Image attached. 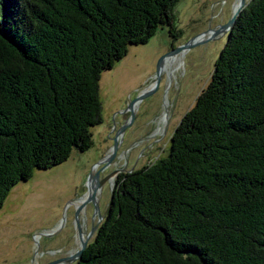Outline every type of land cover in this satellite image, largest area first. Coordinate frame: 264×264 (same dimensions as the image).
<instances>
[{"label":"trees","instance_id":"1","mask_svg":"<svg viewBox=\"0 0 264 264\" xmlns=\"http://www.w3.org/2000/svg\"><path fill=\"white\" fill-rule=\"evenodd\" d=\"M181 0H0V210L93 146L100 82ZM75 264H264V0H249L166 156L118 175Z\"/></svg>","mask_w":264,"mask_h":264},{"label":"rangeland","instance_id":"2","mask_svg":"<svg viewBox=\"0 0 264 264\" xmlns=\"http://www.w3.org/2000/svg\"><path fill=\"white\" fill-rule=\"evenodd\" d=\"M238 1H179L174 12L181 33L176 39L168 26H161L147 43L131 45L114 68L103 72V122L93 127V146L87 151L75 150L67 161L52 168L37 169L33 177L11 190L0 210V264H49L71 256L79 249L82 235L86 238L98 222L95 203L102 214L107 211L118 177L114 171L141 168L167 155L176 126L211 79L228 32H212L191 42L177 53L182 58L169 69L164 68V61L157 74L159 60L195 36L226 23ZM125 123L123 135L117 134ZM117 141L115 160L105 168ZM93 182L96 193L93 199L80 201L78 213L76 201L71 202L86 196Z\"/></svg>","mask_w":264,"mask_h":264},{"label":"water","instance_id":"3","mask_svg":"<svg viewBox=\"0 0 264 264\" xmlns=\"http://www.w3.org/2000/svg\"><path fill=\"white\" fill-rule=\"evenodd\" d=\"M248 1L247 0H240V3L238 5V7L235 8L234 12L232 13L231 17L229 18V20L222 24V25H219L217 27V29H209L208 31H205L197 36H195L191 41H189L187 44H182V45H179L178 47L174 48L173 51H171L170 53L168 54H165L160 60H159V63H158V73L157 74H160L161 72V67L163 66V63L164 61L166 60V58L170 55H173V54H177L183 50H185L186 48H188L190 45V43L192 42H197L198 40L200 39H203L206 35H208L209 33H219V32H229L232 28V26L234 25V22L238 16V14L240 13V11L243 9V7L246 5ZM141 95H139L136 99H134L131 103H130V107H132L133 105V102H135V100H137ZM127 124L128 123H125L124 125L121 126V128L118 130L117 134H122L124 133L126 127H127ZM118 147L119 145H114V149H113V154L111 155V157L108 159L106 165H105V168L109 167L111 164H113L114 160H115V157H116V154H117V151H118ZM121 169H117L116 171H114V173H118V171H120ZM93 173H91L90 177L92 176ZM89 177V178H90ZM108 177L102 179L100 182H99V186L101 187L102 184L107 180ZM86 203H84L82 205V209L85 207ZM98 214V222L93 226V228L91 229L90 233L87 234V237H83L82 235V238H81V245L79 247V249L74 253L72 254L71 256L69 257H66V258H63V259H59V260H56V261H53L49 264H58V263H62L63 261L70 263L74 260H77L81 257V255L83 254L84 250L86 249V247L88 246L89 242H90V239L91 237L96 233L101 221L103 220L104 218V214L101 213L100 211V207L97 203H95V213L94 215H97Z\"/></svg>","mask_w":264,"mask_h":264},{"label":"bare ground","instance_id":"4","mask_svg":"<svg viewBox=\"0 0 264 264\" xmlns=\"http://www.w3.org/2000/svg\"><path fill=\"white\" fill-rule=\"evenodd\" d=\"M239 3H240V0L238 1V4L236 5V7H238V5H239ZM174 55V54H173ZM170 57H171V55H170ZM169 56L166 58V60H165V65H164V68L166 69V68H168L169 69V66H170V64L171 63H173L174 61H176L177 60V58H182V56H181V54H176V55H174L172 58H170ZM169 62V63H168ZM167 63H168V67H167ZM165 119H167V116L165 117ZM117 144H119V141H117ZM116 144V145H117ZM111 152H112V150L108 153V155H107V157L105 158V159H107L108 158V156L111 154ZM104 159V160H105ZM103 160V161H104ZM102 161V162H103ZM97 168H95V170H96ZM94 170V171H95ZM93 174H94V172H93ZM92 174V175H93ZM114 179V177H112L111 178V180H113ZM95 186V187H94ZM96 190H97V186L94 184V182L92 183V186H91V190L86 194V196L84 195V196H82V197H80V198H78V199H75V200H73L71 203H74L75 201V203H76V205H77V207H78V213H79V203H80V201H85V202H87V201H89V200H91V199H93V197H94V194L96 193ZM85 235V234H84ZM84 235H83V237H84ZM74 254V253H73ZM72 255V254H71ZM67 262H65V261H63L61 264H66Z\"/></svg>","mask_w":264,"mask_h":264},{"label":"flooded vegetation","instance_id":"5","mask_svg":"<svg viewBox=\"0 0 264 264\" xmlns=\"http://www.w3.org/2000/svg\"><path fill=\"white\" fill-rule=\"evenodd\" d=\"M122 113H124V110H122ZM119 169H121V170L118 171V175H119L120 173H122V172H131V171H133V170L135 169V167L129 169V171H126L124 168H119Z\"/></svg>","mask_w":264,"mask_h":264}]
</instances>
